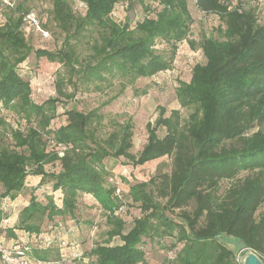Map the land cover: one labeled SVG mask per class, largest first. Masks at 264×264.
<instances>
[{
    "label": "trees",
    "instance_id": "16d2710c",
    "mask_svg": "<svg viewBox=\"0 0 264 264\" xmlns=\"http://www.w3.org/2000/svg\"><path fill=\"white\" fill-rule=\"evenodd\" d=\"M29 1L15 9L0 5L2 247L11 240L21 260L33 264H151L153 245L173 251L158 264H241L225 236L242 240L264 263V18L257 7L155 0L160 9H145L149 15L133 23L112 16L125 0H47L48 7L34 10L25 6ZM189 4L219 18L220 38L203 39L204 62L175 89L187 115L158 106L145 125V143L133 154L131 118L120 121L122 115L102 108L136 80L171 69L191 33ZM29 12L40 31L24 22ZM54 29L62 37L59 49L31 47L34 37L46 32L51 38ZM158 44L164 48L158 51ZM32 55L61 66L58 97L72 99L75 91L92 88L108 99L89 110L61 112L58 97L34 103L21 73ZM163 157L171 159V172L138 183L119 180L105 165L123 159L136 167ZM223 181L231 183L219 193ZM83 197L92 198L108 226L85 249L73 229H81L76 218ZM191 203L177 219L168 215ZM127 204L141 213L130 226L122 219Z\"/></svg>",
    "mask_w": 264,
    "mask_h": 264
},
{
    "label": "rangeland",
    "instance_id": "374dc122",
    "mask_svg": "<svg viewBox=\"0 0 264 264\" xmlns=\"http://www.w3.org/2000/svg\"><path fill=\"white\" fill-rule=\"evenodd\" d=\"M21 1V0H19ZM229 8L239 7L241 9H252L251 7H257L256 11L260 13L261 19L264 18V4L258 0H225ZM41 5L48 7L47 0H30L25 6L32 10L37 9ZM145 9H160L158 2L155 0H125L124 2L115 6L113 11V18L118 22H124L127 18L132 19L134 23L137 20H141L143 17L149 15V10ZM189 9L194 22L191 26V33L188 37V41H192L189 44L188 41H183L179 44L175 58L170 70L162 71L150 78H142L136 80L133 88L127 87L116 100L109 103L102 108V111L107 114L122 115L119 117L120 121L131 118L133 123V147L131 152L137 154L143 144L146 141V129L145 125L149 121H154L157 117V107L161 106L166 109V114L172 109H178L181 111L182 116L187 115V111L181 109L176 97L175 89L179 82H188L191 76V69L197 63H203L204 57L202 55L200 45L203 39L212 37L220 38L218 32V26L221 25L219 18L214 15H206L193 8L192 4H189ZM32 28V27H30ZM51 34V38L47 34L42 35V38L34 37L31 41V47L33 49L46 48V49H59L62 44V37L56 33ZM49 37V38H48ZM163 45H157L156 49L162 50ZM44 59L35 60L32 55L27 64V69L21 71L22 75L29 80L31 88V99L36 104H41L49 98L58 97L55 90L56 75L61 71V66L53 63H44ZM138 90L139 94H134V90ZM67 93L73 92L72 86L67 84L65 87ZM145 90V94H141V91ZM98 91H93L90 88L88 91H79L72 99L65 97H58L59 103L56 104L58 112L77 106V109L89 110L96 108L99 104L108 99L109 96ZM264 130V125L263 128ZM159 136L163 135V131L159 130ZM172 161L170 158L163 157L158 160L147 163L143 166H132L126 164L125 160H107L105 165L108 169H111V175L116 176L119 180L126 179L131 183H138L149 181L157 177L159 174H169L171 172ZM244 174L242 173L241 176ZM234 182V181H233ZM230 181H223L220 184L219 193H224L230 185ZM126 184L123 185V189L126 190ZM194 205L191 203L184 209H174L172 212H168L170 217L177 219L181 211L190 212ZM100 210L95 206L92 198L83 197L80 201V210L77 213L79 225L81 229H75L76 242L83 238V248L90 247L93 242L100 241L104 232L108 230L106 219L100 214ZM141 216L138 207L133 205L125 206V213L122 215V219L126 226H130L133 219ZM89 221L91 223H85ZM227 245V244H226ZM19 245L8 241L6 246L2 247L7 251H10L11 260L5 262L6 264H33L32 262L25 263L20 255L15 253L18 250ZM229 248H231L230 245ZM17 248V249H16ZM153 253L148 256L153 259L151 264H158L164 257L170 258L173 256V251L165 248H158L153 245ZM24 262V263H23ZM4 263V264H5Z\"/></svg>",
    "mask_w": 264,
    "mask_h": 264
},
{
    "label": "water",
    "instance_id": "95a60500",
    "mask_svg": "<svg viewBox=\"0 0 264 264\" xmlns=\"http://www.w3.org/2000/svg\"><path fill=\"white\" fill-rule=\"evenodd\" d=\"M220 237L225 244L231 246V250L241 264H264L262 259L253 250L248 248L242 240L234 237Z\"/></svg>",
    "mask_w": 264,
    "mask_h": 264
},
{
    "label": "built area",
    "instance_id": "2783aa9c",
    "mask_svg": "<svg viewBox=\"0 0 264 264\" xmlns=\"http://www.w3.org/2000/svg\"><path fill=\"white\" fill-rule=\"evenodd\" d=\"M19 0H0V5L8 8V9H15L16 8V4L18 3ZM259 2H263L264 4V0H258ZM24 22L26 23V25L28 27H32L34 28L36 31H40L39 29V25H38V21L37 18L34 14V12H29L27 14L24 15ZM42 35L46 36L47 33L46 32H42ZM118 193V191H117ZM4 224H8V221L6 219L3 220ZM18 250L15 251V253L17 255L22 256V251H20L19 246L17 247ZM16 248V249H17ZM10 251H7L6 249L2 248V245L0 244V253H1V259L3 261H5L6 263L9 262L11 260V258L9 257ZM25 263H27L26 261H24ZM23 262V263H24Z\"/></svg>",
    "mask_w": 264,
    "mask_h": 264
},
{
    "label": "crops",
    "instance_id": "0c3cea01",
    "mask_svg": "<svg viewBox=\"0 0 264 264\" xmlns=\"http://www.w3.org/2000/svg\"><path fill=\"white\" fill-rule=\"evenodd\" d=\"M11 241V240H10Z\"/></svg>",
    "mask_w": 264,
    "mask_h": 264
}]
</instances>
